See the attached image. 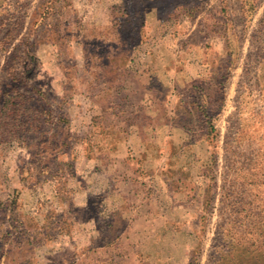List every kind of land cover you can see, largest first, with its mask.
<instances>
[{"label":"rangeland","instance_id":"374dc122","mask_svg":"<svg viewBox=\"0 0 264 264\" xmlns=\"http://www.w3.org/2000/svg\"><path fill=\"white\" fill-rule=\"evenodd\" d=\"M154 2L0 0V264H264V0Z\"/></svg>","mask_w":264,"mask_h":264},{"label":"crops","instance_id":"0c3cea01","mask_svg":"<svg viewBox=\"0 0 264 264\" xmlns=\"http://www.w3.org/2000/svg\"><path fill=\"white\" fill-rule=\"evenodd\" d=\"M179 1H181V0H155L154 4L152 3L150 5V7L145 5L142 8V10L145 12V14L151 13V15L153 16L152 12H154L156 9H157L156 11H158L156 13L155 18L150 15L151 19L150 18L147 19V29L150 30L151 32H153V28H155L157 25H159L163 21V18H165L173 9H177ZM116 90L118 91L119 87H114L115 93H117ZM141 101L138 102L139 109H140V106H143V104H142L143 100H141ZM141 117L143 119L146 118V113L144 111H142Z\"/></svg>","mask_w":264,"mask_h":264}]
</instances>
